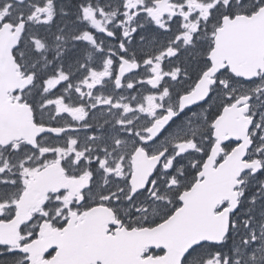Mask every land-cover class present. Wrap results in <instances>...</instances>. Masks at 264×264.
Wrapping results in <instances>:
<instances>
[{
	"label": "snow or ice",
	"instance_id": "1",
	"mask_svg": "<svg viewBox=\"0 0 264 264\" xmlns=\"http://www.w3.org/2000/svg\"><path fill=\"white\" fill-rule=\"evenodd\" d=\"M0 264H264V0H0Z\"/></svg>",
	"mask_w": 264,
	"mask_h": 264
}]
</instances>
